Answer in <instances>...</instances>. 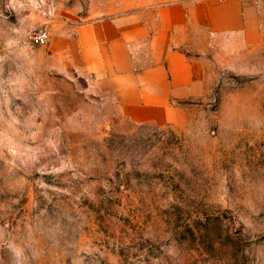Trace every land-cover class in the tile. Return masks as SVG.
<instances>
[{
  "label": "rangeland",
  "instance_id": "1",
  "mask_svg": "<svg viewBox=\"0 0 264 264\" xmlns=\"http://www.w3.org/2000/svg\"><path fill=\"white\" fill-rule=\"evenodd\" d=\"M173 1L0 0V264H264V0L198 40L179 124L134 123L62 68L91 16Z\"/></svg>",
  "mask_w": 264,
  "mask_h": 264
},
{
  "label": "crops",
  "instance_id": "2",
  "mask_svg": "<svg viewBox=\"0 0 264 264\" xmlns=\"http://www.w3.org/2000/svg\"><path fill=\"white\" fill-rule=\"evenodd\" d=\"M246 14L241 0L173 1L95 14L77 27L62 52V68L92 82L134 123L179 124L184 104L205 92L206 58L198 55L206 45L198 40L243 32Z\"/></svg>",
  "mask_w": 264,
  "mask_h": 264
},
{
  "label": "built area",
  "instance_id": "3",
  "mask_svg": "<svg viewBox=\"0 0 264 264\" xmlns=\"http://www.w3.org/2000/svg\"><path fill=\"white\" fill-rule=\"evenodd\" d=\"M36 43H44L48 40L47 32H42L34 38Z\"/></svg>",
  "mask_w": 264,
  "mask_h": 264
}]
</instances>
